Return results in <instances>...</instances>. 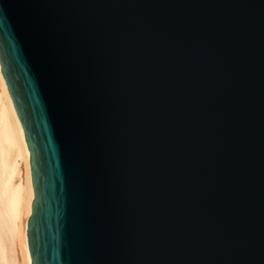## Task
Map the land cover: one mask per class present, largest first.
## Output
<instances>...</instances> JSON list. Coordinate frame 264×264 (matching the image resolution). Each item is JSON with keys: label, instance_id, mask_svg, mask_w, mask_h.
<instances>
[{"label": "water", "instance_id": "95a60500", "mask_svg": "<svg viewBox=\"0 0 264 264\" xmlns=\"http://www.w3.org/2000/svg\"><path fill=\"white\" fill-rule=\"evenodd\" d=\"M0 63L32 264H264V0H0Z\"/></svg>", "mask_w": 264, "mask_h": 264}, {"label": "bare ground", "instance_id": "6f19581e", "mask_svg": "<svg viewBox=\"0 0 264 264\" xmlns=\"http://www.w3.org/2000/svg\"><path fill=\"white\" fill-rule=\"evenodd\" d=\"M30 161L25 131L0 63V264H12L16 251L21 264H32L27 241L34 201Z\"/></svg>", "mask_w": 264, "mask_h": 264}, {"label": "rangeland", "instance_id": "374dc122", "mask_svg": "<svg viewBox=\"0 0 264 264\" xmlns=\"http://www.w3.org/2000/svg\"><path fill=\"white\" fill-rule=\"evenodd\" d=\"M15 253H16L17 255H16ZM15 253H14L15 255L13 254V255H14V256H13V258H14L13 260H14V261L12 262V264H21L22 258H21V257H18V258H20L21 260L17 258V256H19L20 254H19L17 251H16ZM11 254H12V253L10 252V253H9L10 258H12V255H11ZM18 254H19V255H18ZM20 256H21V255H20ZM16 258H17V260H16ZM18 260H19V263H18V262L16 263V261H18Z\"/></svg>", "mask_w": 264, "mask_h": 264}]
</instances>
